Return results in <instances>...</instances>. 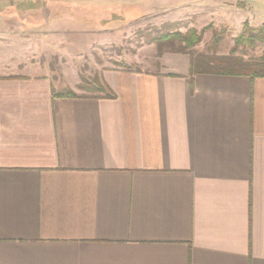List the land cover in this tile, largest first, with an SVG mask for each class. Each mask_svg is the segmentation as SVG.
Wrapping results in <instances>:
<instances>
[{
    "label": "crops",
    "instance_id": "1",
    "mask_svg": "<svg viewBox=\"0 0 264 264\" xmlns=\"http://www.w3.org/2000/svg\"><path fill=\"white\" fill-rule=\"evenodd\" d=\"M148 16L241 34L264 0H0V61L33 44L0 74V264H264V77L168 52L55 98L36 66Z\"/></svg>",
    "mask_w": 264,
    "mask_h": 264
},
{
    "label": "rangeland",
    "instance_id": "2",
    "mask_svg": "<svg viewBox=\"0 0 264 264\" xmlns=\"http://www.w3.org/2000/svg\"><path fill=\"white\" fill-rule=\"evenodd\" d=\"M190 28L194 27H191L189 19L164 22L160 18L148 16L113 33L97 34L94 40L80 42L84 46L82 48H68L66 45L67 48L62 49L60 41H54L53 56L39 55L35 58V61L39 62L36 66L41 69H49L52 72L53 85L59 91L71 88L78 95H106L101 91L82 90L79 86L83 84V79L92 82L96 77L99 78V68L105 66L136 71L156 70L159 67L156 60L158 47L151 39L165 30H179L185 33ZM239 35L223 28L219 30L207 28L203 32L202 42L195 47V51L210 55L229 54L235 45V38ZM10 36L12 45L9 49L6 48V54L9 53V55L0 61V74L28 72V68L33 65H31L33 63V44L28 41L27 43L16 41L15 38L18 34ZM25 37L28 39L29 34H25ZM216 38L219 40L217 43L215 42ZM175 46L178 47L179 43L176 42ZM162 48L165 53H168L174 47L165 43ZM262 52H264V45L261 44H258L256 48L241 46L238 50L240 55H246L247 58L259 56Z\"/></svg>",
    "mask_w": 264,
    "mask_h": 264
},
{
    "label": "trees",
    "instance_id": "3",
    "mask_svg": "<svg viewBox=\"0 0 264 264\" xmlns=\"http://www.w3.org/2000/svg\"><path fill=\"white\" fill-rule=\"evenodd\" d=\"M209 28V27H207ZM195 28H190L187 32L183 33L179 30H165L159 32L154 38L151 39L158 47V55L161 56L165 53L162 45L165 43L170 44L173 48L171 52L187 54L191 58L190 62V75L196 73L208 74H223V75H240L250 76L252 78L264 77V52L259 56L248 57L238 53L239 47L248 46L256 48L258 44L264 45V23L259 27H252L248 22L244 24L243 32L235 38V45L229 54H206L198 53L195 47L202 42L203 32ZM218 38L215 39L217 43ZM178 42L179 46L176 47L175 43ZM80 89L86 91H101L106 93V97H114L113 93H109L106 88L101 84L100 79L96 77L94 81L89 82L83 79ZM53 89V96L55 98L61 97H80L71 88L64 90Z\"/></svg>",
    "mask_w": 264,
    "mask_h": 264
}]
</instances>
